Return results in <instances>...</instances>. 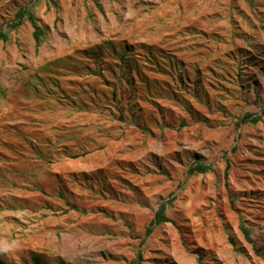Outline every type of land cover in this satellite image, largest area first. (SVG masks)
Here are the masks:
<instances>
[{
	"label": "rangeland",
	"instance_id": "obj_1",
	"mask_svg": "<svg viewBox=\"0 0 264 264\" xmlns=\"http://www.w3.org/2000/svg\"><path fill=\"white\" fill-rule=\"evenodd\" d=\"M0 31L6 264H264V0H2Z\"/></svg>",
	"mask_w": 264,
	"mask_h": 264
},
{
	"label": "trees",
	"instance_id": "obj_2",
	"mask_svg": "<svg viewBox=\"0 0 264 264\" xmlns=\"http://www.w3.org/2000/svg\"><path fill=\"white\" fill-rule=\"evenodd\" d=\"M0 1H2V0H0ZM25 16L28 17V19L31 21V23L34 26L35 46H36V49H38L40 44H41L42 35L44 34V31H43V28L40 25H38L34 14L30 10L26 9V7H21L19 9V11L17 12L18 20L12 26H19L22 23V20ZM0 39L6 40L7 34L4 33L3 31H0ZM263 114H264V109H263ZM248 117L249 116H246L244 119H246ZM250 118H251L250 120L253 122H257L259 120V117H257V116L250 117ZM211 168H212V166L210 164H205L203 162H196L188 168V173L194 174L196 172H206V171L210 170ZM175 198H176L175 196H172L169 199L162 200L159 203V206H158L153 218L151 219L148 226L146 227V234L147 235H149L154 230V227L156 225L169 221V218L166 214V210H167L168 206L173 203ZM242 229H243L245 235L247 236V238H250L249 230L244 226H242ZM141 257H142V254L140 253L139 258H141ZM0 264H6L4 262V260L1 259V257H0ZM136 264H139V262H136Z\"/></svg>",
	"mask_w": 264,
	"mask_h": 264
},
{
	"label": "clouds",
	"instance_id": "obj_3",
	"mask_svg": "<svg viewBox=\"0 0 264 264\" xmlns=\"http://www.w3.org/2000/svg\"><path fill=\"white\" fill-rule=\"evenodd\" d=\"M6 251V249H4Z\"/></svg>",
	"mask_w": 264,
	"mask_h": 264
}]
</instances>
